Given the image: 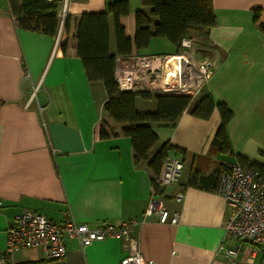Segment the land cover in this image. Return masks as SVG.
<instances>
[{
  "label": "crops",
  "instance_id": "1",
  "mask_svg": "<svg viewBox=\"0 0 264 264\" xmlns=\"http://www.w3.org/2000/svg\"><path fill=\"white\" fill-rule=\"evenodd\" d=\"M114 1L61 0L59 12L65 10L68 26L60 25L49 36L19 27L7 0H0V254L15 216L37 211L56 222L72 218L90 228L136 218L133 234L147 264H264L259 249L248 244L241 245L237 262L216 255L221 243H238L226 235L227 205L214 189L219 167L238 162V155L264 167V32L253 13L260 8L258 22H264V0H212L215 25L192 33L191 54L217 62L194 98L209 94L231 110L225 131L232 153L211 144L220 123L216 108L207 119L184 111L174 125L152 124L158 138L152 151L167 142L181 150L170 153L184 167L177 182L154 196L157 203L148 214L151 172L145 162H135L131 140L120 132L124 125L103 112L105 89L87 80L76 53L80 15L104 10ZM127 1L129 12L120 22L133 40L135 14L143 8L141 0ZM108 23L110 50L116 53L111 15ZM179 49L166 38L153 37L136 53L174 54ZM136 108L153 111L156 103L138 99ZM101 120L107 132L117 135L101 138ZM193 171L211 177L207 187L186 185ZM160 207L169 217L177 212L178 221L160 222ZM66 248L61 259H46L39 248L19 250L12 258L14 264H120L127 254L120 238L88 246L67 238Z\"/></svg>",
  "mask_w": 264,
  "mask_h": 264
},
{
  "label": "trees",
  "instance_id": "2",
  "mask_svg": "<svg viewBox=\"0 0 264 264\" xmlns=\"http://www.w3.org/2000/svg\"><path fill=\"white\" fill-rule=\"evenodd\" d=\"M7 2L19 27L49 36L57 34L60 27L61 0H7ZM141 6L143 9L135 14L133 40L126 36L120 22V17L129 12L127 0L111 2L101 11L82 13L76 23L75 39L76 53L87 80L91 83L99 82L105 89L103 112L113 122L124 125L120 132L130 138L135 162L146 163L153 184L161 171L165 157L170 152L181 150L166 142L153 152L152 148L158 138L151 129L152 124L174 125L184 111L195 117L207 119L216 108L220 114V123L211 144L221 152L232 153L225 131L232 112L224 103L215 102L209 94L195 99L186 94H152L118 89L113 74L117 57L140 52L147 48L153 37L166 38L179 49L182 37L192 38L195 30H205L215 25L212 0H141ZM253 13L254 21L264 32V22H258L260 8H254ZM109 15L113 19L116 53L110 50ZM66 19L67 17L62 23L64 28L68 26ZM138 99H153L156 103L155 110L139 111L136 108ZM104 126L105 121L101 120L99 129L101 138L117 135L113 131L107 132ZM238 162L247 167L264 169L239 155ZM210 180L211 177H203L198 171H193L186 185L207 187Z\"/></svg>",
  "mask_w": 264,
  "mask_h": 264
},
{
  "label": "built area",
  "instance_id": "3",
  "mask_svg": "<svg viewBox=\"0 0 264 264\" xmlns=\"http://www.w3.org/2000/svg\"><path fill=\"white\" fill-rule=\"evenodd\" d=\"M66 12L59 13L62 25ZM17 23L16 18H14ZM192 38L184 36L180 49L174 54L133 53L117 57L114 65V80L119 90L149 92L152 94H186L194 98L200 88L213 74L217 62L214 59H198L191 54ZM184 167L183 160L169 153L162 164L160 173L152 184V194L146 213L154 210L159 195L164 189L177 182ZM215 190L227 205V216L223 221L226 235L238 246L219 245L216 255L230 262H237L241 245H251L262 254L264 261V169L251 168L239 162L223 163L216 175ZM181 196H176L180 200ZM160 202V201H159ZM160 222L178 221V213L169 217L168 212L157 209ZM138 223L136 218L113 224L102 221L90 228L77 223L72 218L56 222L37 211L18 213L6 230L0 264H14L13 254L27 248H39L46 259H61L66 255V239L75 238L82 246L107 238L122 239L127 254L120 264H147L138 245L133 229Z\"/></svg>",
  "mask_w": 264,
  "mask_h": 264
},
{
  "label": "rangeland",
  "instance_id": "4",
  "mask_svg": "<svg viewBox=\"0 0 264 264\" xmlns=\"http://www.w3.org/2000/svg\"><path fill=\"white\" fill-rule=\"evenodd\" d=\"M141 104L149 106L150 105V102L149 101H144V103H141ZM147 106H141V105H139V109H145L144 107H147Z\"/></svg>",
  "mask_w": 264,
  "mask_h": 264
}]
</instances>
